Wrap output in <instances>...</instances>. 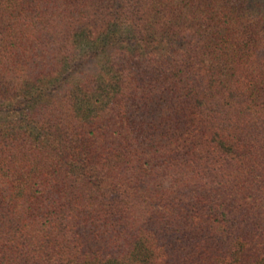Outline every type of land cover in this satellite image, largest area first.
Masks as SVG:
<instances>
[{
	"label": "trees",
	"instance_id": "1",
	"mask_svg": "<svg viewBox=\"0 0 264 264\" xmlns=\"http://www.w3.org/2000/svg\"><path fill=\"white\" fill-rule=\"evenodd\" d=\"M0 264H264V0H0Z\"/></svg>",
	"mask_w": 264,
	"mask_h": 264
}]
</instances>
